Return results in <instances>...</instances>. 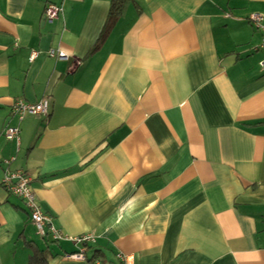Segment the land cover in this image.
<instances>
[{"label":"crops","instance_id":"0c3cea01","mask_svg":"<svg viewBox=\"0 0 264 264\" xmlns=\"http://www.w3.org/2000/svg\"><path fill=\"white\" fill-rule=\"evenodd\" d=\"M110 11L0 0V264H264V0ZM43 100L48 119L12 114ZM15 173L62 241L2 188Z\"/></svg>","mask_w":264,"mask_h":264},{"label":"built area","instance_id":"2783aa9c","mask_svg":"<svg viewBox=\"0 0 264 264\" xmlns=\"http://www.w3.org/2000/svg\"><path fill=\"white\" fill-rule=\"evenodd\" d=\"M62 13L61 8H57L54 6L48 7L44 12V19L46 22L52 24L58 21L59 16ZM251 22L256 25L259 31L263 34L262 39V50L264 51V27H260L263 20L258 17H254ZM38 57L37 53L32 54V61H35ZM50 57L58 58L59 60H66V56L62 53H51ZM262 68H264V63L262 64ZM50 112V104L47 100H43L42 102L36 105H28L24 103H17L12 107V114L17 117L18 121L21 123L27 118H37V119H48ZM20 132L18 129L9 128L5 131V139L9 143H19ZM30 179L23 173H15V174H7L3 179L1 186L2 188L10 195H13L17 199L23 202L25 205L29 216L30 221L35 227L38 236L41 239H45L47 237H51L54 242H60L64 238L60 233H58L52 224V219L45 216L40 208L35 203L34 194L30 190ZM80 243H90L93 240L90 237L82 238ZM70 260L84 262L85 257L84 253L80 255H74L68 257ZM120 264H135V257H127V256H119L118 257Z\"/></svg>","mask_w":264,"mask_h":264},{"label":"trees","instance_id":"16d2710c","mask_svg":"<svg viewBox=\"0 0 264 264\" xmlns=\"http://www.w3.org/2000/svg\"><path fill=\"white\" fill-rule=\"evenodd\" d=\"M98 1H105L111 5L109 18L113 20L118 19L120 16H122L126 11L127 7L132 3V0H98ZM38 258L41 260L40 254ZM32 262L33 264H35L37 260L34 259Z\"/></svg>","mask_w":264,"mask_h":264}]
</instances>
